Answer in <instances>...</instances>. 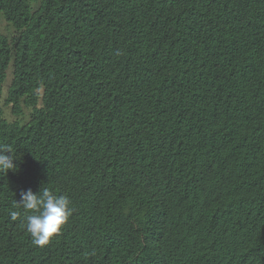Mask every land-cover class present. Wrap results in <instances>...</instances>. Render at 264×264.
<instances>
[{
	"label": "trees",
	"instance_id": "1",
	"mask_svg": "<svg viewBox=\"0 0 264 264\" xmlns=\"http://www.w3.org/2000/svg\"><path fill=\"white\" fill-rule=\"evenodd\" d=\"M0 16V264H264V0ZM45 188L71 212L41 247L18 201Z\"/></svg>",
	"mask_w": 264,
	"mask_h": 264
},
{
	"label": "clouds",
	"instance_id": "2",
	"mask_svg": "<svg viewBox=\"0 0 264 264\" xmlns=\"http://www.w3.org/2000/svg\"><path fill=\"white\" fill-rule=\"evenodd\" d=\"M14 160L10 150L0 149V171L15 170ZM18 204L34 213L26 216V230L33 243L41 247L60 231L71 212L67 197L57 196L46 188L35 193L31 189L21 190ZM17 215V212H12V219L15 220Z\"/></svg>",
	"mask_w": 264,
	"mask_h": 264
},
{
	"label": "rangeland",
	"instance_id": "3",
	"mask_svg": "<svg viewBox=\"0 0 264 264\" xmlns=\"http://www.w3.org/2000/svg\"><path fill=\"white\" fill-rule=\"evenodd\" d=\"M0 31L4 34V35H10L12 32H13V29L12 27L4 20L3 17L0 16ZM9 79H10V69L7 71V76H6V81L4 82L3 84V93L0 97V99L3 101V98H4V95H5V91H6V86L8 85V82H9ZM2 101H1V106L3 107V110H4V114H5V117L9 120H12V119H18V120H21V121H25L26 118H27V114H20V115H13L11 112H10V108H8L7 106H4L2 104ZM23 111L26 112V108H23Z\"/></svg>",
	"mask_w": 264,
	"mask_h": 264
}]
</instances>
